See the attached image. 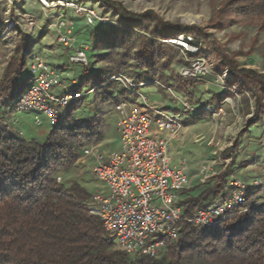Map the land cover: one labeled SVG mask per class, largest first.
Segmentation results:
<instances>
[{
  "label": "rangeland",
  "instance_id": "374dc122",
  "mask_svg": "<svg viewBox=\"0 0 264 264\" xmlns=\"http://www.w3.org/2000/svg\"><path fill=\"white\" fill-rule=\"evenodd\" d=\"M64 1L73 6L45 7L39 0H0V82L17 50L28 41V68L37 57L66 79L64 88L54 91L56 95L81 94L68 102L75 109L72 123L93 117L95 112L103 114V138L98 143L102 144L99 151L104 160L120 151V139L112 102L99 105L101 94L106 91L120 101L136 98L127 88L141 93L149 103L182 119V145H172L169 157L170 166L184 164L191 179L184 196L198 195L226 179L224 191L235 181L247 189L246 199L251 197L254 207L264 204V112L258 120H252L253 95L237 86L231 74L221 69L217 55L222 53L240 69L264 74V32L232 13L216 26L221 0ZM84 10L95 13L97 18L92 24H87ZM121 11L138 17L146 30L124 27ZM61 16L71 23L72 29L60 28ZM163 25L168 29L182 26L184 33L175 40L153 38L150 33ZM187 31H194L198 41ZM62 37L70 38L71 48L62 42ZM147 41L172 45L174 50L166 46L145 48ZM195 42L197 47L192 44ZM73 49L86 52L87 65L69 60ZM143 54L152 55L151 63L143 59ZM188 63L196 64L194 77L181 75ZM96 74L102 77L99 79ZM104 80L106 83L100 85ZM35 116L19 111L15 105L12 109L0 107V128L40 141L51 124L38 115V126ZM59 176L76 179L90 196L104 190L103 184L83 168L73 166ZM251 182L257 185L251 186Z\"/></svg>",
  "mask_w": 264,
  "mask_h": 264
},
{
  "label": "trees",
  "instance_id": "16d2710c",
  "mask_svg": "<svg viewBox=\"0 0 264 264\" xmlns=\"http://www.w3.org/2000/svg\"><path fill=\"white\" fill-rule=\"evenodd\" d=\"M220 5L216 26L232 13L264 32V0H221ZM120 17L124 27L146 30L138 17L125 11ZM166 26L150 34L167 41L184 33L182 26ZM186 33L198 41L194 31ZM164 44L147 41L144 45L174 50V46ZM192 44L198 46L197 42ZM29 48L27 41L5 69L0 82L3 109H12L31 84L26 61ZM217 55L222 64L217 68L227 70L237 86L253 95L252 120H258L264 112V74L240 69L222 53ZM152 58L143 54L149 63ZM105 83L100 81V85ZM100 99L101 106L112 102L114 107L119 101L106 91ZM70 107L67 104L61 109V120L51 125L40 141L0 128V264H264V204L254 207L251 197L216 228L185 226L179 238L168 242L155 257H134L115 250L100 218L90 213L91 196L86 189L76 179L56 181L60 173L71 170L84 147L103 138V114L95 112L93 117L72 123L75 109ZM224 181L198 195L184 196L186 214L205 207L221 194L227 196L229 189L223 190Z\"/></svg>",
  "mask_w": 264,
  "mask_h": 264
},
{
  "label": "built area",
  "instance_id": "2783aa9c",
  "mask_svg": "<svg viewBox=\"0 0 264 264\" xmlns=\"http://www.w3.org/2000/svg\"><path fill=\"white\" fill-rule=\"evenodd\" d=\"M39 4L73 6L64 0H39ZM84 11L87 24H92L97 18L95 13ZM59 20L60 28H73L63 16ZM61 40L71 48L69 37ZM73 52L69 58L72 63L87 65L85 51L73 49ZM29 70L32 82L16 100L15 107L34 113V123L38 126L41 125L38 115L54 125L61 119V109L81 94L56 95L54 91L63 89L66 79L37 57ZM196 71V64L189 63L181 75L194 77ZM127 91L136 98L122 99L114 106L120 151L104 160L99 151L101 143L88 145L74 167L87 170L103 184L104 190L91 196L90 213L100 218L105 231L113 238L114 249L134 257H155L168 242L179 238L185 226L213 229L230 219L246 202L247 189L240 183L230 182L227 196L221 194L187 215L184 193L191 187V179L184 164L171 167L169 157L171 142L181 134L182 119L149 103L143 94L129 88ZM62 180L58 175L56 181ZM253 185L257 182H251Z\"/></svg>",
  "mask_w": 264,
  "mask_h": 264
},
{
  "label": "crops",
  "instance_id": "0c3cea01",
  "mask_svg": "<svg viewBox=\"0 0 264 264\" xmlns=\"http://www.w3.org/2000/svg\"><path fill=\"white\" fill-rule=\"evenodd\" d=\"M171 145H182L181 137L179 136L178 139L173 140V141L171 142Z\"/></svg>",
  "mask_w": 264,
  "mask_h": 264
}]
</instances>
